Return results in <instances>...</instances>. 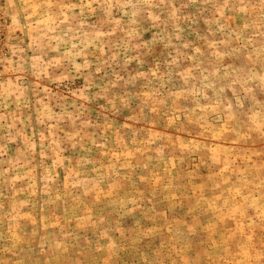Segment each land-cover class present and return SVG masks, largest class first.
Masks as SVG:
<instances>
[{
  "label": "rangeland",
  "instance_id": "1",
  "mask_svg": "<svg viewBox=\"0 0 264 264\" xmlns=\"http://www.w3.org/2000/svg\"><path fill=\"white\" fill-rule=\"evenodd\" d=\"M13 14L0 0L5 36ZM154 14L155 26L140 13L136 39L118 32L102 52L91 43L88 69L42 84L48 99L31 72L6 70L10 51L0 54V264H111L101 253L113 232L109 242L119 237L127 253L120 264L175 262L173 244L188 264L236 255L245 220L255 219L250 208L236 219L238 202L260 198L238 184L264 173V143L225 140L233 133L217 102L226 107L246 87L264 99V37L232 0H164ZM60 51L71 46L49 55ZM10 85L25 89L20 100L7 96Z\"/></svg>",
  "mask_w": 264,
  "mask_h": 264
},
{
  "label": "clouds",
  "instance_id": "2",
  "mask_svg": "<svg viewBox=\"0 0 264 264\" xmlns=\"http://www.w3.org/2000/svg\"><path fill=\"white\" fill-rule=\"evenodd\" d=\"M11 16L12 24L7 29L0 26V54L5 53V49L12 53L14 59L6 61L7 71L11 73L31 72L36 77L37 83L33 90L37 96H40L41 90L45 93V99H48V88H43L42 84L47 82L59 87L61 83L71 80L72 71L79 73L81 69H88L89 56L86 49L93 42H98L99 51L105 47L104 39L114 37L116 33H123L126 40L136 39L139 33L136 28L139 25L140 13L143 12V19L150 21L153 26L160 21V16L154 12L164 3V0H5ZM228 5L225 4L224 7ZM234 13H243L245 20L251 19L253 27L259 26L258 35L264 37V0H232ZM175 15V12H171ZM95 17L93 23H88L91 17ZM19 17V18H18ZM119 17V19H117ZM19 30L22 35L17 36L15 32ZM79 40V45L73 42ZM71 46V54L62 51L57 52L59 59L52 58L49 54L57 49H67ZM137 42L135 48L143 47ZM29 52L32 53L29 56ZM38 53V54H37ZM83 57L82 64H76L75 58ZM115 59V57H113ZM172 63H176L175 60ZM58 69H63L59 71ZM261 87L259 93L264 94V75L259 77ZM14 89L9 91L5 89L7 96L15 93L16 100H20L24 95L25 89L19 85H10ZM77 93L73 92L75 96ZM3 95V94H0ZM54 95V94H53ZM85 99L87 97H84ZM41 103V101H37ZM226 107L217 102L220 111L227 117L224 124L227 125L223 131L231 129L232 136L224 137L228 139L249 138L264 143V99L257 98V91L251 87H246L242 92L235 93L234 100L224 101ZM250 105V106H249ZM155 111V108H153ZM79 115L76 119H79ZM5 120L0 116V121ZM43 123V121H39ZM75 122V121H73ZM15 122H13V126ZM48 131V129H45ZM79 135V133H77ZM45 139L44 133H40V140ZM72 138L69 137V140ZM27 143L29 152L35 150L36 145ZM75 145H73L74 147ZM159 158L160 149H156ZM213 159V163H215ZM80 163L88 164L90 161L82 160ZM259 184V188L250 187V185ZM247 192H259L258 206L256 203L248 201L238 202L236 219H239L243 212L241 209H254L255 219L247 225V230L240 237V246L236 249V255L233 256L223 251L226 255L218 258L213 257H196L192 258V264H264V173L259 177H250L248 180L238 184ZM219 187V185H218ZM118 232L119 229H116ZM189 234L194 232V227L189 226L185 229ZM115 236V232L111 234ZM111 236L109 240H111ZM103 243L106 248L101 256H108L111 264H120L119 256L126 255L121 250V240L119 237L115 241ZM178 245L173 244L168 251L177 257L175 262L168 260H143L137 258L132 264H188L187 261L179 258ZM128 249H132L131 243L127 244ZM97 249L92 253L96 254ZM167 255V252L165 253ZM68 264H73L69 261ZM75 264H107L105 260H88L82 257L77 258Z\"/></svg>",
  "mask_w": 264,
  "mask_h": 264
}]
</instances>
